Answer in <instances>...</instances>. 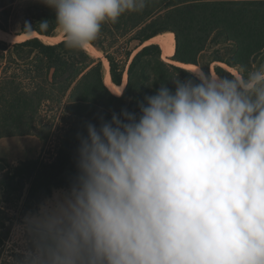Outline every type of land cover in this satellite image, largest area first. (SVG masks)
Instances as JSON below:
<instances>
[{"label": "clouds", "instance_id": "1", "mask_svg": "<svg viewBox=\"0 0 264 264\" xmlns=\"http://www.w3.org/2000/svg\"><path fill=\"white\" fill-rule=\"evenodd\" d=\"M148 2L41 0L77 51ZM191 73L171 79L174 91L161 84L139 114L86 125L69 188L25 218L18 264H264V65Z\"/></svg>", "mask_w": 264, "mask_h": 264}, {"label": "trees", "instance_id": "2", "mask_svg": "<svg viewBox=\"0 0 264 264\" xmlns=\"http://www.w3.org/2000/svg\"><path fill=\"white\" fill-rule=\"evenodd\" d=\"M17 1L0 0L3 32H10L12 18L23 22L21 35H26L23 40L38 35L50 38L59 29L54 12L41 0H26L15 10L8 8ZM41 20L50 22L47 32L39 30L37 24ZM25 22L36 30L25 33ZM165 33L175 35L176 63L189 66H200L199 59L210 43L217 37L223 38L233 47V53L226 59L217 52L211 62L226 63L238 69L240 75H246L255 70V63L264 51V0H149L143 12L125 13L115 23H104L98 37L116 41L133 35L128 42H137L140 47ZM94 44L95 41L90 44L93 49ZM132 54L127 53V58ZM162 56L158 44L143 48L127 71L124 96L117 97L106 84L103 63L94 61L86 50H68L63 42L47 45L39 37L13 46L0 41V138L33 133L44 108L50 104L63 106L64 100L67 101L64 129L52 160L21 163L3 176L0 188L9 194L21 193L29 185L28 211L33 208L30 203L48 198L54 188L68 189L73 180L68 170L77 160L78 134L86 135L88 123L99 127L100 117L110 121L113 112L119 114L125 109L133 91L139 96V106L161 84L174 91L171 79L176 75L181 81L196 80L184 68L165 63ZM105 57L113 84L122 86L126 66L106 52ZM216 72L221 77L232 75L219 67ZM138 81L143 86L134 90Z\"/></svg>", "mask_w": 264, "mask_h": 264}, {"label": "rangeland", "instance_id": "3", "mask_svg": "<svg viewBox=\"0 0 264 264\" xmlns=\"http://www.w3.org/2000/svg\"><path fill=\"white\" fill-rule=\"evenodd\" d=\"M24 1L26 0H18L8 8H12V10H15ZM14 17H16V14H14ZM22 26L23 22L21 20L12 18L10 32L4 33L12 36L14 40L6 41L0 39V41L6 43L9 46H13L15 44L36 38L35 36H29L23 40L26 35H21ZM132 36L133 35H130L127 38L117 39L116 41L105 40L98 37L95 40V44L93 45V47L96 49L95 54L88 53L86 51L94 61H100L103 64L105 61L108 62V60L105 59L106 52L107 54L118 60L119 64L126 66V73L123 80L124 89L122 95H118V93H115L108 87L110 91L114 93V95H117V97H123L125 94L126 87L128 85L127 71L129 70L135 56L146 46L156 44V42H148L147 44H144V46L139 47L137 42H128L129 38ZM217 39L218 40H216L215 42L212 41L210 43L206 53L203 54L199 59L200 66H193L194 69H196L197 67H201L205 74H208L210 71L213 74H217L216 68L219 67L234 76L240 75L238 69L228 66L226 63L211 62L214 58L217 57V52L226 59H229V57L233 53V47L231 45L227 44L223 38L217 37ZM41 41L47 45H55L63 42L64 37L58 29L52 37L41 38ZM103 48L105 52H103ZM129 52H133L130 59L126 56V54ZM172 59H168L162 56V60L165 63L169 65L179 66L187 70L185 66L172 61ZM262 65H264V51L255 63V70ZM141 86H143L142 83L138 81L134 90H141ZM138 97L139 96L135 93V91L130 94V100H128L125 106V109H127L130 113L139 114V106L137 104ZM66 105L67 101L64 100L63 106L50 104L49 108H44V110L42 111V118L39 122L40 124L37 126L33 133L25 136L0 138V180L5 174H7V172L9 173V171H12L13 168L21 165V163L29 161L42 162L52 160L56 153L58 140L62 134L61 130L64 129L63 117L66 112L64 108ZM68 172L71 175V178H74L77 174L76 165H72L69 168ZM28 190L29 185L21 193L15 192L9 194L4 192L0 188V238H2V242L0 243V264H18V262L23 259L24 251L26 250V248L30 247V244L26 243L27 236L23 228L25 218L29 214L35 213L39 209V206L46 200L50 199L55 192L67 189L54 188L52 194L48 198L38 203L36 202L37 200L33 203H30L31 206H33L30 211L26 209Z\"/></svg>", "mask_w": 264, "mask_h": 264}, {"label": "bare ground", "instance_id": "4", "mask_svg": "<svg viewBox=\"0 0 264 264\" xmlns=\"http://www.w3.org/2000/svg\"><path fill=\"white\" fill-rule=\"evenodd\" d=\"M37 37L40 38L41 36L38 35ZM0 39L6 40V41L7 40H9V41L14 40V38L12 36L4 33L2 30H0ZM40 40H41V38H40ZM43 40H47V39H43ZM149 42H156V44L161 46V48L163 50V57L168 58V59H172L174 57L175 51H176V41H175V35L173 33L162 34V35L157 36L156 38L152 39ZM85 50L88 53H92V54H95V52H96V50L92 49V47L90 45ZM178 64H180V63H178ZM103 65H104V70H105L104 71V78H105L107 86L112 91H114L115 93L119 94L121 91L123 92L124 84L122 86H119V87L113 84V82L111 80L110 68H109L108 62L105 61ZM181 65H183V64H181ZM183 66H185V68L189 71L194 70V67L192 65L191 66L183 65Z\"/></svg>", "mask_w": 264, "mask_h": 264}, {"label": "water", "instance_id": "5", "mask_svg": "<svg viewBox=\"0 0 264 264\" xmlns=\"http://www.w3.org/2000/svg\"><path fill=\"white\" fill-rule=\"evenodd\" d=\"M174 62H176L175 60H174V57H173V59H172Z\"/></svg>", "mask_w": 264, "mask_h": 264}]
</instances>
